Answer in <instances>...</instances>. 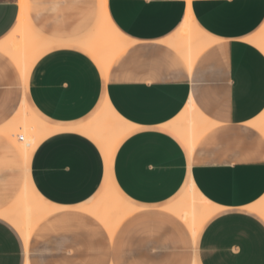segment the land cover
<instances>
[{"label":"crops","instance_id":"0c3cea01","mask_svg":"<svg viewBox=\"0 0 264 264\" xmlns=\"http://www.w3.org/2000/svg\"><path fill=\"white\" fill-rule=\"evenodd\" d=\"M187 18L213 41L191 67L166 44ZM105 19L128 42L107 72L80 44ZM20 23L46 46L23 76L0 51V127L25 101L49 129L26 159L0 135L22 175L3 176L17 192L7 206L0 195V212L26 180L55 211L27 243L0 216V264H32L39 232L41 259L56 264H79L86 240L108 264H264V219L250 209L264 196V137L249 125L264 111V56L247 42L264 0H0V46ZM105 102L128 125L109 155L83 129ZM192 106L211 126L190 149L176 129ZM108 185L131 209L112 235L81 210ZM192 188L213 208L195 234L168 211ZM87 220L108 237L103 248Z\"/></svg>","mask_w":264,"mask_h":264},{"label":"bare ground","instance_id":"6f19581e","mask_svg":"<svg viewBox=\"0 0 264 264\" xmlns=\"http://www.w3.org/2000/svg\"><path fill=\"white\" fill-rule=\"evenodd\" d=\"M181 27L166 44L178 52L186 64L191 67L196 57L212 45L213 41L201 33L189 18ZM247 42L264 56V26ZM80 44L99 59L107 72L114 58L128 45V42L105 19L95 33ZM45 46L46 44L36 37L24 23H20L13 35L0 46V51L16 63L23 76L31 59ZM186 122L188 125L186 128L176 130L191 149L200 135L211 125L204 123V119L193 106L186 113ZM196 124H198L197 131H195ZM249 125L264 137V111ZM187 128H191L189 133ZM48 129L46 124L29 111L23 101L16 114L0 127V135L17 149L23 159H26L33 143ZM83 129L92 135L109 155L116 141L128 130V125L105 102L101 112ZM19 194L13 205L0 212V216L12 223L27 243L37 223L55 209L40 199L29 180H26ZM250 209L264 219V196ZM81 210L96 218L109 235L113 234L117 225L131 212V209L109 185L96 202ZM168 211L180 218L191 233L195 234L203 220L213 212V208L192 188L180 202L168 208Z\"/></svg>","mask_w":264,"mask_h":264},{"label":"rangeland","instance_id":"374dc122","mask_svg":"<svg viewBox=\"0 0 264 264\" xmlns=\"http://www.w3.org/2000/svg\"><path fill=\"white\" fill-rule=\"evenodd\" d=\"M0 148H1L0 150V179L1 180L0 181H2L0 184V195L6 196V200H4V203H2L1 206H7L10 204L14 195L16 194L17 187L16 189L14 188V192L9 194L8 196L7 191L5 189L6 185H4L5 179L3 178V176L6 177L5 175H7L8 172L9 173L14 172L16 175L15 179H17L19 183L20 179L22 178V175H21L20 162H19L18 157L14 153H11L9 151L7 152L3 147V143H0ZM6 180H8V177L6 178ZM87 223H88L87 227L89 228V230H92V236L95 237V238H92L94 249L99 243L101 244V247L103 248L104 243L109 242V239L106 236L105 232L99 227V225L96 222L87 220ZM39 233L37 234L36 238L31 241V244H30L31 263L40 264L41 261H45L43 264H56L58 259H56L55 257L53 258L47 257L45 258V260L41 259V254L38 251L40 246L38 245V239H37ZM89 244H90V241L86 240L85 243L81 245L78 252H81L82 255L76 259V262H80L79 264H108V261L107 262L103 261L104 260L103 257H95L93 255H90L92 251L88 249ZM100 252L102 253V250L97 251V253H100Z\"/></svg>","mask_w":264,"mask_h":264}]
</instances>
